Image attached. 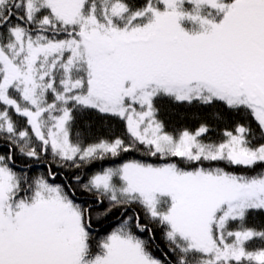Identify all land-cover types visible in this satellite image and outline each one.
Returning a JSON list of instances; mask_svg holds the SVG:
<instances>
[{
    "label": "snow or ice",
    "instance_id": "obj_1",
    "mask_svg": "<svg viewBox=\"0 0 264 264\" xmlns=\"http://www.w3.org/2000/svg\"><path fill=\"white\" fill-rule=\"evenodd\" d=\"M0 264H264V0H0Z\"/></svg>",
    "mask_w": 264,
    "mask_h": 264
},
{
    "label": "trees",
    "instance_id": "obj_2",
    "mask_svg": "<svg viewBox=\"0 0 264 264\" xmlns=\"http://www.w3.org/2000/svg\"><path fill=\"white\" fill-rule=\"evenodd\" d=\"M163 109V117L170 120L173 123L179 122L180 116L183 114L182 109H174L168 102L164 101L161 103ZM189 122V121H185ZM59 180V177H58ZM157 241L161 248L164 247V241L160 239V234L157 233ZM159 255V253H157Z\"/></svg>",
    "mask_w": 264,
    "mask_h": 264
}]
</instances>
